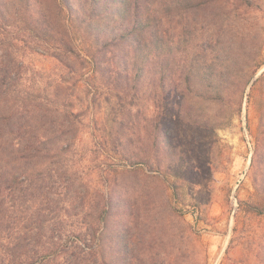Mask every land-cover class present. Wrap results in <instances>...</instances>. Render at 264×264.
<instances>
[{"label": "rangeland", "instance_id": "374dc122", "mask_svg": "<svg viewBox=\"0 0 264 264\" xmlns=\"http://www.w3.org/2000/svg\"><path fill=\"white\" fill-rule=\"evenodd\" d=\"M167 1V48L182 56L180 64L169 60L167 81L190 83L167 87V149L157 170L97 145L106 129L150 152L149 91L120 110L112 89L98 76L89 81L90 65L64 51L83 46L75 12L59 11L58 0H0V61L21 62L20 94L58 92L56 111H45L52 118L29 123L74 130V142L51 163L42 159L37 176L60 218V248L86 245L95 264H264V0ZM120 47L124 55L128 47ZM116 52L101 66L112 67ZM63 101L78 121L63 116ZM16 200L4 205L10 228L1 239L25 222Z\"/></svg>", "mask_w": 264, "mask_h": 264}, {"label": "trees", "instance_id": "16d2710c", "mask_svg": "<svg viewBox=\"0 0 264 264\" xmlns=\"http://www.w3.org/2000/svg\"><path fill=\"white\" fill-rule=\"evenodd\" d=\"M179 1L178 4L185 2ZM172 4L167 0L57 2L59 11L65 9L68 13L76 14L75 20L78 23L77 29L81 30L83 46L80 50L64 51L90 65L87 76L89 81L98 76L100 85L112 89L115 105L120 110L127 105H135L136 100L141 103L142 96L149 91L147 98L154 111L151 119L153 129L148 137L152 142L150 152L147 154L145 149L134 143L132 137L124 141L120 136L112 137L106 129L102 133L98 132L97 145L124 155L129 163H150L157 170H162L160 167L167 149V87L185 89L190 83L187 78H179L177 81L173 76H169L167 81V75L172 70L169 60H176L178 64L182 61L180 54L173 57L167 48V8ZM178 4L175 8L180 9ZM2 17L0 12L1 23H4ZM68 20L73 19L69 17ZM1 23L0 30H3ZM123 43L128 51L119 55L116 50H120ZM60 45L61 48L67 46L63 41H60ZM57 49L59 47L55 46ZM114 50L116 54L112 57L115 63L112 67L101 66L107 63V53ZM20 67L21 62L11 68L10 64L0 61V230H9V224H2L4 205L10 203V206H14L16 199H21L18 206L24 213L22 220L25 221L17 236L12 237L9 233L6 238H0V247L4 250L0 264H95V260H91L94 252L85 249L86 245L74 249L72 253L68 252L71 246L66 250L60 248L58 241L63 233L57 224L60 218L53 215L55 210L48 206L47 194L41 191L37 180L42 171L41 160L51 163L61 151L64 152L70 146L69 143L74 142V130L65 123H59L56 127L48 124L33 126L29 123L36 121V118L48 116L47 111H56L53 109L56 107L58 92L50 97L20 94ZM97 89L98 86H95L92 92L94 101L98 97ZM172 103L181 112L179 100H172L168 104ZM60 106L63 116L70 121H78L79 113L72 110L71 104L63 101ZM51 170L53 168L50 169V177ZM109 212L106 206L99 210L97 221L100 226L103 227L109 219Z\"/></svg>", "mask_w": 264, "mask_h": 264}]
</instances>
